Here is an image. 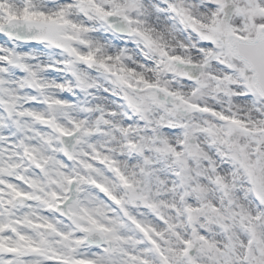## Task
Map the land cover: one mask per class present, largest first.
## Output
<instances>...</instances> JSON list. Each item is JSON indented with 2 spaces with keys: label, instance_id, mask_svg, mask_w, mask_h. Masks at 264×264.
Segmentation results:
<instances>
[{
  "label": "snow or ice",
  "instance_id": "1",
  "mask_svg": "<svg viewBox=\"0 0 264 264\" xmlns=\"http://www.w3.org/2000/svg\"><path fill=\"white\" fill-rule=\"evenodd\" d=\"M0 264H264V0H0Z\"/></svg>",
  "mask_w": 264,
  "mask_h": 264
}]
</instances>
